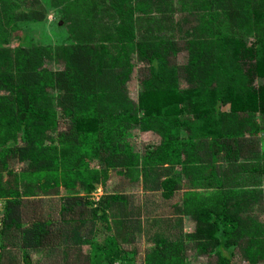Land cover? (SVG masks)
<instances>
[{
  "label": "trees",
  "instance_id": "obj_1",
  "mask_svg": "<svg viewBox=\"0 0 264 264\" xmlns=\"http://www.w3.org/2000/svg\"><path fill=\"white\" fill-rule=\"evenodd\" d=\"M136 1L143 10L138 19L150 24L144 32L135 31L134 9L105 0V17L115 21L112 35L105 29L115 38L111 44L32 45L17 20L43 19L44 13L0 16V39H20L15 48H3L0 63V264H35L32 250H59L64 264H84L86 241L87 264L123 262L121 242L133 243L143 230L142 205L124 191L110 192L115 228L98 243L93 232L107 214L104 194L95 200L78 190L104 184L112 170L165 198L184 191L175 213L190 216L194 227L176 238L158 237L144 264H183L188 248L216 256L207 264H228L236 246L247 258L238 264L264 260V223L251 211L264 195L230 183L245 168L264 172V0H180L178 7ZM153 7L173 29L172 13L182 12L178 30L190 40L156 36ZM254 27L256 46L246 37ZM183 49L188 59L180 64ZM131 52L148 66L139 102L127 85L135 67ZM46 57L63 67H45ZM182 77L189 88L181 87ZM182 100L192 121L179 118ZM140 129L157 134L141 151L132 143ZM201 186L210 192L194 190Z\"/></svg>",
  "mask_w": 264,
  "mask_h": 264
},
{
  "label": "rangeland",
  "instance_id": "obj_2",
  "mask_svg": "<svg viewBox=\"0 0 264 264\" xmlns=\"http://www.w3.org/2000/svg\"><path fill=\"white\" fill-rule=\"evenodd\" d=\"M122 4L127 6V11L134 9V27L136 32H142L143 28L149 26L144 21L139 20L138 17L142 15L143 10L141 9V4L139 6V2L136 0H118ZM169 3H173V6L178 7L180 0H168ZM40 4L35 3L34 0H0V16L2 14H7L8 12L16 11L17 13H25L30 10H38L39 13H44V18H34V19H20L17 20L18 26L27 34L28 39H30V43L36 46H44V47H52L58 48L62 46H78L82 43L92 42V43H101L106 42L107 44H111L114 42V36L112 37V29L115 26V21L113 18L107 19L105 17V12L103 11L106 6L105 0H38ZM136 6V9L134 8ZM152 8L151 13L153 11V33L156 36L162 35L163 37H171V36H183L185 39L190 40L192 36H186V33H180V29L178 30L179 25L177 24L181 17L183 16L182 12L175 11L172 13L173 18L172 21L176 25L173 29V26H168L166 24V16L162 11ZM190 9V8H189ZM209 12L208 8L202 10L203 15ZM20 15V14H19ZM182 15V16H181ZM119 21V20H118ZM12 22V21H10ZM140 22V23H138ZM13 23V22H12ZM173 24V25H174ZM178 25V26H177ZM111 27V28H110ZM110 28V29H109ZM148 28V27H147ZM20 29V30H21ZM105 29H108V32L111 34L110 38L106 35L108 33ZM19 31L21 34L23 31ZM146 30V29H145ZM144 30V31H145ZM143 31V32H144ZM248 43L252 46H256L258 41L257 30L252 28L248 36ZM20 39L18 37L10 39V37L1 38L0 39V51H2L0 56V63L3 61V55L5 54V49L15 48ZM134 58V70L131 74V78L128 81L129 93L133 99L137 102L140 101V96L143 91L142 79L146 74L148 66L137 59V55L135 52H131ZM188 59V50H181L176 60L178 63L183 64ZM43 65L49 69H59L63 67V63L60 60L54 58L46 57ZM180 85L182 88L187 89L188 83L182 77L180 78ZM53 96L55 97L58 93L57 90H50ZM189 99V97H188ZM188 102L186 100H182L180 105L179 118L182 120L192 121L193 114L187 109ZM255 110V108H254ZM260 112V111H259ZM261 117L264 116V113L261 112ZM189 131V129H187ZM157 138V134L155 132L148 130H137L135 132V137L133 138V145L137 150H143L144 146L149 142V140ZM261 143L260 147L264 150V133H261ZM205 154V160L208 158V154ZM219 164H225L221 161H218ZM246 163L250 164V162ZM229 167V166H228ZM16 168V167H15ZM226 168V167H225ZM230 170V176L234 175L235 169L232 167ZM98 169H102L98 167ZM233 171V173H232ZM237 175V173H235ZM230 181V180H229ZM233 186H236L248 193H262L261 196L264 195V172L262 169L259 172L255 169H247L245 168L241 172L238 173L237 179L230 181ZM97 187H102L103 191V206L106 207V213L103 217H100L96 221V225L94 227L93 232V240L98 243L106 240V237L111 233L110 226L114 227L115 213L118 212L117 208L114 206H107V195L115 190L124 191L130 195L134 196V200L136 203L142 205L143 214H142V227L143 230L139 233L137 239L133 243H123L121 242V247H123V262H116L115 264H144L145 258L147 254L150 253L155 247V242L158 237L167 236L168 238H176L180 236L183 231H190L191 227L194 226V221L190 216L183 215L179 217L176 215V206H179L183 201L184 191L180 190L175 193L171 198H165L160 191H147L142 187V183L140 181L132 180L130 177L125 176L118 172L117 170L111 171L110 178L104 183L99 184L98 186L95 184L91 191H87L83 188H79L78 190L81 193H85L88 197H90L94 191L97 190ZM194 190L202 193L208 192L209 189L205 187H197ZM210 192V191H209ZM3 199V197H0ZM264 196L258 201H255L252 205L251 211L253 215L256 216L259 223H264ZM1 215V210H0ZM1 217V216H0ZM3 242V234L0 227V248ZM83 258L81 260L82 263L87 264L85 261V257L89 254L91 250V243L87 242L83 244ZM124 247L128 249L134 250L125 252ZM59 250L53 251L52 253L43 254L39 251L32 250L30 254L32 255V260L35 264H55L56 261L64 264L65 259L63 261H59ZM61 256V254H60ZM71 257H73L71 255ZM247 258L244 254V251L241 250L240 246L235 247V251L231 255V262L228 264H238L242 261H245ZM216 262V256L208 255V254H199L194 249L187 250L186 258L183 260V264H207V263ZM22 263V260L18 262ZM110 264L109 262H106ZM258 264H264V260H260Z\"/></svg>",
  "mask_w": 264,
  "mask_h": 264
},
{
  "label": "built area",
  "instance_id": "obj_3",
  "mask_svg": "<svg viewBox=\"0 0 264 264\" xmlns=\"http://www.w3.org/2000/svg\"><path fill=\"white\" fill-rule=\"evenodd\" d=\"M102 193V188L99 187L95 192H93L92 196L95 200H98L101 197ZM4 206H5V198L0 199V210H1V217H0V227L2 226V216H3V211H4Z\"/></svg>",
  "mask_w": 264,
  "mask_h": 264
},
{
  "label": "crops",
  "instance_id": "obj_4",
  "mask_svg": "<svg viewBox=\"0 0 264 264\" xmlns=\"http://www.w3.org/2000/svg\"><path fill=\"white\" fill-rule=\"evenodd\" d=\"M102 188V187H101ZM98 189V188H97ZM62 191L64 192L65 190L64 189H62ZM95 192V191H94ZM103 195V191H102V193H101V196ZM84 248V247H83ZM84 250V249H83Z\"/></svg>",
  "mask_w": 264,
  "mask_h": 264
}]
</instances>
